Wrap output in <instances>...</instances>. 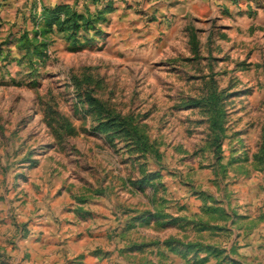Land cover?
Instances as JSON below:
<instances>
[{"label":"rangeland","instance_id":"374dc122","mask_svg":"<svg viewBox=\"0 0 264 264\" xmlns=\"http://www.w3.org/2000/svg\"><path fill=\"white\" fill-rule=\"evenodd\" d=\"M9 1L13 12L0 8V226L13 230L23 205L61 196L80 204L69 223L88 225L101 196L130 229L110 245L89 242L99 260L116 243L132 264H159L157 254L172 264L175 253L179 264H204L229 227L264 243V0H233L224 18L177 27L159 16V0H66L99 6L106 21L50 34L42 54L20 39L32 37L44 0Z\"/></svg>","mask_w":264,"mask_h":264},{"label":"crops","instance_id":"0c3cea01","mask_svg":"<svg viewBox=\"0 0 264 264\" xmlns=\"http://www.w3.org/2000/svg\"><path fill=\"white\" fill-rule=\"evenodd\" d=\"M145 2L146 0H141V5ZM157 2L158 0L153 1V3ZM159 2H162L159 16L163 19L173 18L176 27L181 26L183 20L186 19L202 18L212 21L215 16L224 18L227 12L233 9L232 4L235 3L233 0H159ZM6 3L7 5H4ZM130 3L132 4V1ZM58 4L75 5L66 0H50V2L48 0V3L44 0L39 9L43 11L44 7H54ZM16 5L10 3L9 0H0V8H5L10 12H13L11 8ZM118 6V3L114 2L109 14L119 11ZM76 7L79 11L87 12V10L83 11L78 6ZM98 7H95V12L100 11ZM31 9H34L33 6ZM9 18L7 17L6 20ZM139 21L141 26L143 24L141 20L136 23ZM58 200L51 207L40 198L36 206L29 204L28 209H25L23 205L24 210L18 218V226L15 229L9 230L0 226V264H132L130 257H127L126 245L118 246L114 243V248H118V252L110 253V256L101 260L90 254L93 247H87L89 242H92V245L100 244V242L110 245L112 236L129 231L130 225H127L126 217L128 214L108 208L104 204L103 197L99 196L94 202L92 215L88 217L93 218L91 223L77 226L70 224L69 219L74 218L80 204L74 203L70 208L69 203L63 202V196ZM216 232L219 235L229 236L212 243L218 247L208 250L204 264H264V256L260 253L261 244H264L262 241L254 240L253 243L252 240L243 241L239 238L241 233L235 232L232 227L220 228ZM174 246L172 245L173 249ZM253 251L260 255L256 263L250 258L251 256L257 257ZM82 254H84L83 257L80 256ZM116 254L120 255V259L118 262H113L116 260ZM175 254L171 255L172 264H179L180 257ZM156 258L159 264H164L166 260L159 254ZM144 262L148 264V259ZM141 264H143L142 261Z\"/></svg>","mask_w":264,"mask_h":264},{"label":"trees","instance_id":"16d2710c","mask_svg":"<svg viewBox=\"0 0 264 264\" xmlns=\"http://www.w3.org/2000/svg\"><path fill=\"white\" fill-rule=\"evenodd\" d=\"M113 9L110 6L108 11ZM102 11L91 12L90 10L86 13H80L76 8L68 4H58L54 7H44L43 12L39 17H36V30L33 32L32 37L29 36V33H23L21 35L20 42H28L31 44L37 42L36 45L30 47L29 50L42 54V47L46 44V38L50 34L55 32H61L62 34H68L70 28L75 27L76 30L79 28L91 29L93 20L96 22L106 21L105 17H101ZM88 16V17H87ZM68 36V35H67ZM20 48H24L21 44Z\"/></svg>","mask_w":264,"mask_h":264}]
</instances>
